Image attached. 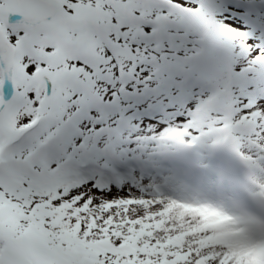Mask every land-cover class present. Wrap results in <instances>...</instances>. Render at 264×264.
<instances>
[{
  "label": "snow or ice",
  "instance_id": "snow-or-ice-1",
  "mask_svg": "<svg viewBox=\"0 0 264 264\" xmlns=\"http://www.w3.org/2000/svg\"><path fill=\"white\" fill-rule=\"evenodd\" d=\"M0 264H264V0H0Z\"/></svg>",
  "mask_w": 264,
  "mask_h": 264
}]
</instances>
